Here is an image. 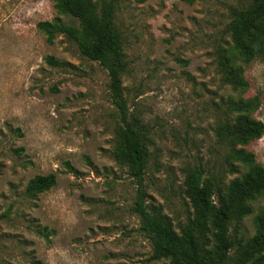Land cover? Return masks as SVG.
Returning <instances> with one entry per match:
<instances>
[{
  "label": "rangeland",
  "instance_id": "1",
  "mask_svg": "<svg viewBox=\"0 0 264 264\" xmlns=\"http://www.w3.org/2000/svg\"><path fill=\"white\" fill-rule=\"evenodd\" d=\"M250 0H118L113 25L126 64L123 96L141 118L149 153L145 200L179 233L191 217L185 176L194 168L227 185L220 131L238 115L264 124V58L246 62L227 25ZM59 17L48 0H0V264H169L151 259V243L133 211L136 185L115 158L118 120L107 74L57 35L37 29ZM53 57L57 66L46 59ZM240 103V104H241ZM247 150L264 167V135ZM56 185L30 194L36 175ZM231 233L238 244L224 264H240L264 197ZM249 264V263H247Z\"/></svg>",
  "mask_w": 264,
  "mask_h": 264
},
{
  "label": "trees",
  "instance_id": "2",
  "mask_svg": "<svg viewBox=\"0 0 264 264\" xmlns=\"http://www.w3.org/2000/svg\"><path fill=\"white\" fill-rule=\"evenodd\" d=\"M58 15H67L77 23L64 24L59 17L42 21L37 29L51 45L57 35L74 42L81 56L95 61L107 74V89L118 120L117 163L136 185L133 211L139 218V231L151 243V259L169 264H224L238 242L231 226L252 213L248 202L264 197V167L256 161L247 146L264 135L262 121L243 114L242 103L229 105L238 115L232 124L219 129L220 139L227 143L225 164L231 174L243 170L239 177L225 185L214 175L194 168L185 176L183 194L192 209L191 217L176 233L171 223L147 204L144 178L148 166L146 130L141 118L131 112L123 96L122 76L126 64L120 34L113 25L118 0H48ZM143 2L144 0H138ZM193 3L195 0H185ZM233 49L246 62L264 58V0H250L235 8L227 25ZM46 62L57 66L53 57ZM56 185L54 174L36 175L29 180L27 191L36 195ZM255 233L241 249L240 264H264V210L254 218Z\"/></svg>",
  "mask_w": 264,
  "mask_h": 264
}]
</instances>
